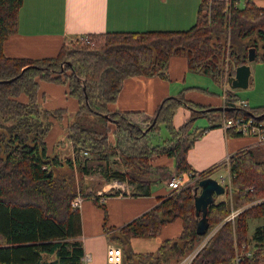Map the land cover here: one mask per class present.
Listing matches in <instances>:
<instances>
[{
  "label": "trees",
  "instance_id": "1",
  "mask_svg": "<svg viewBox=\"0 0 264 264\" xmlns=\"http://www.w3.org/2000/svg\"><path fill=\"white\" fill-rule=\"evenodd\" d=\"M22 1L0 0V264H82L80 211L70 203L76 194L103 209V230L121 246L122 264H175L203 236L196 232L201 213L196 214L194 196L198 181L218 167L227 168L230 190L225 186L223 197L215 194L207 205V230H216L191 264H233L236 255L239 264H264V223L248 233L249 219L264 217L263 148L242 147L202 170L187 160L194 141L208 128L221 126L222 117H256L264 113V105L251 106L236 89L226 88L227 109L206 110L214 105L189 99L184 91L212 92L189 86L164 97L152 113L113 107L127 77L167 79L170 59L176 55L185 56L188 71L218 84L236 66L250 63L251 48L253 61H264V6L255 0L241 5L239 0H199L195 21L187 29L90 32L63 44L54 56L31 58L3 51L7 37L16 32ZM41 82L62 84L76 104L74 119L64 127L72 148L64 160L55 150L61 140L49 151L46 136L54 121L65 118L67 108L43 106ZM181 105L192 114L175 126L174 114ZM88 112L96 115L100 128L82 122ZM197 117L209 124L195 125ZM160 124L167 133L163 138L157 136ZM225 131L240 135L232 128ZM159 156L171 158L172 165L155 163ZM96 160L100 174L124 182L131 195H148L153 184L172 175H188L193 182L158 196L152 207L125 224L108 226L100 198L82 188L76 191L71 175L54 170L65 163L89 173ZM119 193L113 189L108 194ZM233 210L237 212L230 218ZM175 220L181 223L179 232L155 249L131 248L132 238L156 237Z\"/></svg>",
  "mask_w": 264,
  "mask_h": 264
},
{
  "label": "crops",
  "instance_id": "2",
  "mask_svg": "<svg viewBox=\"0 0 264 264\" xmlns=\"http://www.w3.org/2000/svg\"><path fill=\"white\" fill-rule=\"evenodd\" d=\"M198 3L199 0H23L18 11L16 32L7 37L3 51L8 56L31 58L54 56L63 44L85 33L187 29L195 21ZM249 64L251 66V62ZM189 73L185 56H173L169 62L167 79L158 75L127 77L113 107L152 113L164 97L176 95L185 87H202L194 84L195 82H187ZM219 85L221 86L219 96L212 92L214 96L205 97L202 95L203 92L195 88L186 89L184 95L197 102L222 105L226 84L222 82ZM40 91L44 93L43 106L47 109L62 106L67 109L76 108L74 100L66 96L62 84L41 82ZM186 110L183 105L177 108L173 118L175 126L189 117ZM179 112L181 115L177 117ZM205 125L208 124L200 126ZM64 127L65 125L60 127L57 121H54L46 136L49 151H52L54 142L60 140L57 139L58 136L65 134ZM242 147L264 150V142H259L246 134L227 135L222 126H214L208 128L194 141L187 151V160L194 169L202 170L226 161L229 155ZM55 149L57 152L59 146L57 145ZM155 163L171 166L172 159L159 156L155 158ZM216 169L224 172L218 175H227L226 167ZM124 184L119 180H110L109 184H103L96 190L92 189L105 206L108 226L119 227L125 224L152 207L158 196L166 195L170 190L164 181L152 186L148 195H131ZM110 187L121 193L109 195ZM79 211L81 234L78 238L84 250L82 264H108L106 248L112 241L103 230L105 214L103 209L92 199L83 198ZM180 229L179 220L164 225L158 235L160 241L175 236Z\"/></svg>",
  "mask_w": 264,
  "mask_h": 264
},
{
  "label": "rangeland",
  "instance_id": "3",
  "mask_svg": "<svg viewBox=\"0 0 264 264\" xmlns=\"http://www.w3.org/2000/svg\"><path fill=\"white\" fill-rule=\"evenodd\" d=\"M255 2L260 5L264 6V0H255ZM238 3L241 5L243 4V0H239ZM71 41L76 42V38L73 40H70L66 44L71 43ZM250 76H249V84L245 88H236V91L239 95V97L249 103L251 106L256 105H264V61L257 60L252 61L250 66ZM187 82H195L194 84H198L202 87H206L208 90H211V92L215 93V96H219L221 93V86L217 83H215L209 76L203 75V74H197L190 72L188 74ZM223 83L226 84V88H230L229 85L226 82V76L224 77ZM203 96H214V94L209 93H202ZM197 97V94H195ZM186 115H191L192 111L186 107ZM179 112L177 117H179L181 114ZM75 109L72 107H69L67 109V113L65 115L64 119L56 120L57 124L61 127L67 122H70L74 119ZM176 117V118H177ZM85 124H92L95 128H100V124L97 123V117L93 113H86L83 116V120ZM179 124V123H178ZM195 125H204L209 124L207 119L205 117H197L194 122ZM167 135L166 130L162 124H160V128L158 131V137L163 138ZM57 139L61 140V143L58 145L59 149L57 150L60 157L64 160L67 157H71L72 151H71V145L69 141L66 139V137L63 134H60ZM56 150V149H55ZM86 153V152H85ZM111 159L118 160L117 157H112ZM92 167L89 173L79 172L76 170V168H70L67 164H63L61 167L55 168V173L60 176H69L71 175L73 180V186L77 190L82 188L85 192H92L93 190H96L97 188H100L103 186V184H109L110 180L106 179L102 174H100V168L97 165V160L95 162H92ZM113 166V165H112ZM113 167H117L114 165ZM224 173L221 169H216L211 173L212 177H216L218 174ZM121 184V183H120ZM160 184V183H156ZM156 184H153V186H156ZM123 185V184H122ZM125 185V184H124ZM127 186H125L126 188ZM110 190H113V187H110ZM80 195V194H76ZM218 197L222 196L221 194H216ZM91 199V198H90ZM264 223V217L261 218H250L248 222V233L251 234L254 230L255 225ZM178 224V222H176ZM172 224V225H176ZM160 243V237H134L130 240V246L135 251H145V250H153L157 247V245ZM112 244L118 245L115 242H112ZM120 246V245H118ZM121 247V246H120Z\"/></svg>",
  "mask_w": 264,
  "mask_h": 264
},
{
  "label": "built area",
  "instance_id": "4",
  "mask_svg": "<svg viewBox=\"0 0 264 264\" xmlns=\"http://www.w3.org/2000/svg\"><path fill=\"white\" fill-rule=\"evenodd\" d=\"M83 39V38H81ZM227 82V76H226ZM220 125L226 130L227 128H232L240 134H246L253 136L259 142H264V120L257 119L251 115L249 116H231V117H222ZM217 181L223 186L227 187L230 190V174L227 171V175L216 177ZM188 175H172L167 181V187L169 189H178L185 184L192 183ZM83 197L81 195H75L70 203L72 207L79 208ZM237 210L231 211L229 217L232 218ZM216 228H211L207 230L202 238L195 244V246L182 256L175 264H191L193 258L198 253V251L204 246V244L210 239V237L215 232ZM122 248L118 245L110 243L106 248V262L108 264H122ZM89 256L87 257V259ZM86 259V258H83ZM239 256L236 255L234 258L233 264H239Z\"/></svg>",
  "mask_w": 264,
  "mask_h": 264
},
{
  "label": "water",
  "instance_id": "5",
  "mask_svg": "<svg viewBox=\"0 0 264 264\" xmlns=\"http://www.w3.org/2000/svg\"><path fill=\"white\" fill-rule=\"evenodd\" d=\"M255 58L254 49H249L247 59L249 62ZM250 64L243 63L235 67L234 73L228 75L227 84L231 89L234 88H245L249 84L250 76ZM227 107L222 105L211 106L206 110H226ZM202 111V110H199ZM264 117V113L256 116L257 119ZM198 192L194 196V206L196 214L201 213L200 218L196 224V232L204 234L208 228V219L206 216L207 205L214 201L215 194H221L224 192V187L217 181L215 177L209 176L200 179L197 183Z\"/></svg>",
  "mask_w": 264,
  "mask_h": 264
}]
</instances>
